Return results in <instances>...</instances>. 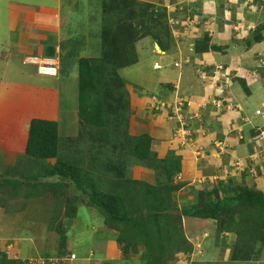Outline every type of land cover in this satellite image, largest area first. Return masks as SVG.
I'll return each instance as SVG.
<instances>
[{"label": "crops", "instance_id": "crops-1", "mask_svg": "<svg viewBox=\"0 0 264 264\" xmlns=\"http://www.w3.org/2000/svg\"><path fill=\"white\" fill-rule=\"evenodd\" d=\"M134 1L151 3L155 9L160 7L165 9L171 24L172 50H162L158 41L151 38H148L145 48L149 51L151 48L153 51L151 50L149 55L156 54L165 62L161 68H155L159 75L157 79L160 80L157 86V89L160 87L159 99L154 104L156 107L153 106L152 100L148 104L149 99L145 97L137 99L136 103L139 107L135 106L134 109L141 120L148 122V117H152L153 119L150 120L153 126L150 132L149 126L147 131L138 130L137 133L132 132L130 128V133L149 134L153 139L152 150L157 152L161 159L170 157L168 154L170 151L178 155L174 168L178 170L174 171L173 177L176 183L172 181V185L178 186V189L171 192L175 205L181 208L182 203H185L184 200L194 198L191 192L195 188L212 187L218 182L227 185L231 180L235 184L254 186L264 193V163H261L263 160H256L257 156L264 159V139L259 143L251 140L254 132L257 133L255 130L262 126L264 114H256L258 108L255 113L247 109L248 101L242 99L241 84L235 79L236 76L241 78L247 73H244L241 59L237 57L235 60L229 55L227 57V51L231 46L246 44L245 36L261 24L260 20L263 18H259L264 16V12L261 16L262 10L258 5L262 2L264 5V1L254 0L252 4L247 0ZM80 2L82 0H0V109L44 110L43 113L48 116L54 113L46 109H61L60 85L64 74L73 70L76 63L75 56L73 58L70 56L72 47L69 48L68 45L74 43L76 36L78 38L76 42L80 40L79 28L77 35L74 34V15L71 14L68 20L70 22H66L64 10H68L70 14L72 8ZM87 3L85 9L92 10L91 14L94 18L101 15L104 24L107 17L103 12V0H88ZM131 5L136 6L134 2ZM205 34H209L210 44L226 49L222 53L226 61L232 58L230 63L226 62L228 64H225L227 65L225 67L235 75L225 78L224 75L228 70H223L221 73L218 71L220 79L223 80L220 90H217L214 83L217 71L212 69L218 59L212 53L216 52L198 53L194 50L196 41ZM87 40L85 37L84 42ZM261 42L264 41L258 44ZM33 57L37 58V61L57 58L61 65L58 75L56 77L40 75L39 62L28 60ZM255 63L250 62L251 65ZM67 66L72 68L64 72L63 67ZM199 68L201 74L198 72ZM75 75L76 77L73 78L78 81L79 71ZM167 80L170 83H167V86L163 85ZM178 82H181L185 88L190 86L189 94L185 95L186 89L178 86ZM172 83L174 87L170 86ZM248 84L252 87L250 79ZM181 90L184 94H181ZM222 92L226 94L223 95ZM217 99H224L227 108L216 107ZM181 100L180 110L176 111L177 101ZM167 102L171 108L167 107ZM259 107H264V101ZM261 110L264 113V110ZM241 132L246 136L245 139L240 140ZM9 142L12 143L11 140ZM257 143L255 153L257 156L255 155L253 157L255 161H252L251 150ZM17 144L16 149L10 150L11 154L0 157V177L5 174L8 181L0 188V218L3 219L0 222V260L2 264H8V261L14 259L21 263L29 258L48 261L58 256L62 240L58 239L60 234L57 231L52 229L49 231L48 228L50 223L48 220L55 211L56 201L49 199L50 196L43 198L39 194L34 198L33 194H30L32 188L27 184L23 173L17 172L16 169L19 165L18 161H22V164L25 162V165L30 159L20 152L21 143ZM225 149L226 151L222 152ZM2 152L5 153V150L0 147V155ZM5 162L7 164L3 166ZM22 164L19 165L20 168ZM25 169L27 170L24 171ZM25 169L23 168L22 172L30 171V168ZM129 171L137 174V177L140 173V180L149 185L159 184V175L150 166L132 164ZM10 181H23L24 186L17 187L16 192L13 193L9 187ZM21 193L28 201L27 206H24L26 203H22V198L19 197ZM8 201L17 204L11 208L5 207ZM31 219L40 222L41 225L38 222H35L36 225L32 224ZM45 226L47 231L45 236L41 234L39 237H34L40 234ZM69 243L70 240L67 239L66 245L70 246ZM89 249L90 254L83 258L87 260V264H112L113 261L115 264H120L126 258H130L133 262L136 261L135 259H143L141 255L137 258L134 253L132 256L125 255L113 236L97 238L89 245ZM70 252L74 251L70 250ZM75 260H79L78 255Z\"/></svg>", "mask_w": 264, "mask_h": 264}, {"label": "rangeland", "instance_id": "rangeland-1", "mask_svg": "<svg viewBox=\"0 0 264 264\" xmlns=\"http://www.w3.org/2000/svg\"><path fill=\"white\" fill-rule=\"evenodd\" d=\"M132 1L134 0H103V12L106 15L107 19L104 23L105 25L113 24L115 21H117L120 17L126 16L132 17V20H134V17L136 16L140 19L145 18L140 16L139 14L145 13V11L152 12L153 10H156L155 8L152 9L151 3L141 2L135 3V7H132ZM250 1V0H249ZM88 0H82V2L78 3V5L75 8H72V12L69 14L68 10H64V21L70 22L71 14L74 15V22L73 25L75 27L74 34L77 35V29H80L79 37L81 40L82 47L87 49L86 56L88 57H96L99 56L102 49L104 48V41L99 38L100 32L103 29V17L101 15H97L95 18L91 14L92 10L89 8L85 9V7L88 6ZM146 3V4H141ZM252 3V2H250ZM147 4L150 5V7H147ZM258 5V4H257ZM161 8V7H160ZM258 8L262 10V14L264 12V5L263 2L261 5H258ZM159 9V8H158ZM163 9V8H162ZM263 18V19H262ZM261 24H264V16L260 17ZM136 21V20H135ZM149 26L153 23H150L148 21ZM170 24V21H169ZM258 24V25H261ZM257 25V26H258ZM143 26V24H142ZM173 26V25H172ZM256 26V28H257ZM144 27V26H143ZM150 28H147V33ZM171 29V24H170ZM153 29H151L152 31ZM255 30V29H254ZM146 31V30H145ZM150 31V32H151ZM264 31V29H263ZM253 32L245 36L246 44L243 45H233L231 46L229 51H227V57L233 56L236 60L237 57L241 59L242 61V68H244V76H241V79L246 80L250 79L252 82V87H249L250 85L247 83V86L249 87V91H247L242 85L240 78L238 76L235 77V79L239 80V84H241V90L243 92L242 99H246L248 101L247 103V109L252 111V113L256 111V114H258L259 110L263 109L264 107H259L260 103L262 104V101H264V42H261L258 44V42H254L253 44H249L248 40L253 38ZM163 34V33H162ZM139 35L142 37L139 39L136 43V49L135 54L130 52L128 53L127 61L129 62L131 59H136L138 56V60L135 64H128L124 67H122L118 72L119 75L124 79V82H126L127 90L129 93V99L127 104L129 103V111L123 112L121 115V119L119 124H115L113 120L112 113H108V116L111 115L110 121L107 120L108 124L105 127V131L108 132L109 137H111V140L115 141L116 138L121 137L125 134L126 127L129 126V134L130 128L132 132H138V130L141 131H147L148 127L150 126V130L153 126L151 123L152 117H148V122L146 120H141V118L136 113V110H134L138 104L136 103L140 98H148V104H150V100H152L154 103L153 106H155V102L159 99V94L157 89V86L159 85V75L157 74L156 67L161 68L162 64H164V60H161L159 57L154 55H149L150 51L145 49L147 46V40L145 36L143 38V29L139 30ZM85 37L88 39L86 42ZM75 38V36H74ZM164 41L167 43L169 48H172V40L170 36L163 34ZM76 39L77 36H76ZM264 41V39H262ZM157 41V40H156ZM154 42V41H153ZM78 43V42H77ZM152 43V42H151ZM80 44L73 43L71 45H68V47L75 48L76 45L79 46ZM255 44V45H254ZM257 44V45H256ZM152 45H154L152 43ZM151 45V46H152ZM153 47V46H152ZM194 50L196 51V46L194 47ZM226 49L224 48H214L209 50L210 52H216L212 53L214 57L218 58L216 60V63L213 64L215 72V87L217 90H220L222 88V81L219 76L218 71L228 70L226 69L225 64H228L226 62H231V57L229 60L226 61V58L222 57V53ZM68 51V50H67ZM153 51V50H152ZM157 51V50H156ZM158 52V51H157ZM175 50L173 51V53ZM208 52V51H204ZM82 54V51L80 52ZM159 53V52H158ZM161 53V52H160ZM136 55V57H135ZM70 56L73 58L76 63H74V69L72 70L69 66L63 67L64 72L66 69L69 68V72L64 74V78L61 82V102L62 106L61 109H46L53 111L52 116H48L43 113L42 111H37L35 109H0V147L5 150V153L2 152V155L0 157H3L5 155L11 154L10 150L16 149L18 147V142L21 143V153L26 154L28 141L31 137V127L34 121H41V120H47L54 122L58 125V127H61V130H63L64 135L67 136V141L64 140L63 132L61 131V135L63 137V141H65L64 144H62L59 141V150H58V156L52 159L46 160L44 165H40L39 170L43 166L51 167L56 163V160H68L67 158L71 157L72 160H74V164L77 166H80L85 170L87 175L89 174V177L93 176V181L95 182L96 187L99 189L106 191V192H112L120 195V198L124 200L125 206L130 210L131 213H134V215H147L148 210L146 209V200L147 197L144 196V189L143 184L145 185L143 181L140 180V173L132 174L131 171H129V162H127V159L129 161V155L128 158L125 157L126 152L128 151V145L127 150L123 151L122 148H118L115 153H112L111 145L112 142L104 143L101 140V137L98 138L99 144H90L86 140H79L78 138L72 140L75 141V144L79 147H75V145L69 146V140L68 137L70 136L69 130L75 131L76 126H73L77 123V121L80 120L79 117V107H80V99H79V76L78 81L76 80L75 74L79 71V64L77 62V54L70 53ZM98 58V57H97ZM224 58V59H222ZM260 60V63L258 62ZM250 62H256L255 65H251ZM61 66V65H60ZM218 67V69H217ZM258 68V69H254ZM255 71V72H254ZM199 74H201V68L198 69ZM226 72H224L225 74ZM232 75H235V73H231V70H228V73L224 75L225 78L231 77ZM70 77V78H67ZM72 77V78H71ZM184 79V78H183ZM219 80V84L217 82ZM181 81V80H180ZM185 83L187 81L184 79ZM167 83H170L169 80H167L163 85H167ZM178 86H181L182 89H186L184 92L185 95L189 94V89L191 90L190 86L189 88H185V86H182L181 82L177 83ZM220 88V89H219ZM218 94V91H216ZM183 90H181V94H184ZM215 93V92H213ZM223 93V92H222ZM180 94V97H181ZM226 92L223 93L225 95ZM59 96V94H58ZM216 97V96H214ZM219 102L221 99H217ZM223 102L218 103L219 106H221ZM119 104V103H118ZM167 107L170 106L167 102ZM182 104L181 101H177V108L176 111L180 110V105ZM165 106V104L163 105ZM217 106V107H219ZM156 107V106H155ZM160 107V105H159ZM222 107L227 108V104H222ZM171 108V106H170ZM149 109V108H148ZM262 111V110H261ZM258 114V115H263ZM257 117V116H256ZM257 118H260L259 116ZM151 119V120H150ZM237 124V122H236ZM117 126V129L115 128ZM262 130H264V122L262 123V126L259 127ZM116 131V132H115ZM243 131V130H242ZM81 132V127H79V131ZM93 132H96L95 130ZM260 132V131H258ZM115 134V135H114ZM135 135V134H134ZM141 135V134H140ZM242 135L243 139L246 138L244 134ZM78 136V135H77ZM118 136V137H115ZM123 138V137H121ZM84 139V138H83ZM11 140L12 143L9 141ZM5 142H8L5 144ZM92 145V146H91ZM126 147V144L124 148ZM94 150V155L90 154V151L92 152ZM87 151L89 153H87ZM226 149L222 152H225ZM124 153V154H123ZM123 154L122 160L125 159L127 163H121L117 167H112V163L114 161V157L117 158L120 157V155ZM257 156V155H256ZM216 157V156H215ZM113 158V160H112ZM21 159V158H20ZM256 159L258 161L264 159L262 157L257 156ZM163 160V159H162ZM112 161V162H111ZM134 164H142L138 163L139 161L134 160ZM19 165L22 164V161H18ZM25 163V162H24ZM24 163L22 165H24ZM33 163V162H32ZM30 163V164H32ZM7 163L5 162L3 166H5ZM29 163H26L24 167H27ZM111 165V166H110ZM216 165V164H215ZM31 166V165H30ZM34 169V167H33ZM22 169L20 168V171ZM33 171V170H32ZM38 172L37 169H35V172ZM46 171V169L44 170ZM32 173V172H30ZM47 173V172H45ZM157 173L159 175V184H164L166 182V177L162 173L161 170H157ZM27 174H25L26 176ZM92 175V176H91ZM6 175L3 174L0 177V188L4 187L6 184L5 178ZM39 184V189L37 187L36 193H40L43 198L44 196H50L49 199H53L56 201L54 206V212L51 213L49 218V224L48 228L49 231L52 229V231H57L56 228H51L53 223L55 225H60V227L63 225L62 223H56V220L60 219V216L63 215L66 218L69 219L67 213L68 210L71 209V207L77 208V218L75 217L73 219L74 226H72L71 230H68L65 232V230L60 231V235L58 236V239H60L63 235L68 240H70V243L68 245L65 244V252H69L70 250H73L76 255L79 256V260H73L71 264H87V260H84L83 258L88 256L90 254L89 245L93 244L97 238L103 239V237L106 236H113L117 239L119 243V238L124 239L125 243L129 245L128 248V256H132V253L137 255L143 256L148 264H151L149 262L152 260V264H264V237L263 236H251L246 237V234H244V243L243 247L240 248V254L238 255V260H232L231 258V252L228 249L227 251L222 248V244H230L231 241L235 240L236 237L241 236L242 234H239L238 232H232L230 231H220L218 222L213 221L211 219H205V218H190L184 215H181L180 209L183 208L184 203L180 206L181 208H178L175 203L173 204V214L175 216L170 220V223L167 224L164 229L161 227V225H158L157 223L154 224H144L143 228L135 226H129L125 227H118V228H108L107 225V215L103 212V210L93 207L90 204L87 203H81V201L72 202L69 206L64 204V199L67 198H77L79 196L83 197V199L86 200L84 194L82 191L78 190L75 186V183L73 181H70L69 178H63L61 176H44L41 175L39 179H37ZM33 182V181H31ZM60 183L59 188L54 187L53 184ZM65 183V185H62ZM130 185V189H128V186ZM6 189V187H5ZM65 189V190H64ZM106 189V190H105ZM167 193V192H166ZM30 194H32V190L30 191ZM48 198V197H47ZM170 199V198H169ZM167 199V201H169ZM77 200V199H76ZM75 200V201H76ZM45 201V200H44ZM52 202V201H51ZM17 204V203H16ZM15 203H11L10 201L6 202L5 207L11 208L12 206L16 205ZM28 203H26L24 206H27ZM24 208V207H23ZM59 218V219H58ZM55 219V221H54ZM67 219V220H68ZM66 220V221H67ZM70 220V219H69ZM3 221L2 218H0V222ZM71 221V220H70ZM69 221V222H70ZM32 224H35L33 219L30 220ZM5 224V223H3ZM39 225L40 222H38ZM6 226V225H5ZM236 225H233V228ZM95 228V231H94ZM243 228H240V231H242ZM169 231H172V234H170ZM46 226L41 229L40 234L35 235L34 237H39V235L46 233ZM61 236V237H60ZM62 241V240H61ZM65 241V240H64ZM98 243V242H97ZM120 244V243H119ZM163 244L165 246L163 247ZM120 246V245H119ZM151 252H150V251ZM259 251V252H257ZM73 253V252H72ZM150 253V254H149ZM242 256H245L244 259H239ZM148 256V257H146ZM62 257L65 258V255ZM1 259V258H0ZM145 259H135L136 261L133 262L130 258H126L123 260L120 264H147ZM15 260V259H14ZM55 260V257L52 258V261ZM12 260H10L11 262ZM16 262L18 260H15ZM43 261V259L40 260H31L30 258L24 261H20L21 263L18 264H40ZM49 261V260H48ZM47 261V262H48ZM49 263V262H48ZM47 263V264H48ZM0 264H2L0 260ZM70 264V263H69ZM112 264H115L113 261Z\"/></svg>", "mask_w": 264, "mask_h": 264}, {"label": "trees", "instance_id": "trees-1", "mask_svg": "<svg viewBox=\"0 0 264 264\" xmlns=\"http://www.w3.org/2000/svg\"><path fill=\"white\" fill-rule=\"evenodd\" d=\"M148 6L150 7V5L147 4V7ZM151 7L154 9L152 4ZM139 15L142 17L145 16V18L140 19L136 16V18L134 17V20H136L134 22L131 19V16L128 18L122 16L113 24L105 26L103 24V29L100 32L99 38L104 41L105 45L99 56H86L87 49L81 48V41L78 40V43L76 42L77 39L74 41V43L80 44L71 49V53L77 54L78 56L80 120L73 125L76 126L75 131L69 130L70 136L68 139H70L69 146L72 147V145H75V147L79 148L75 144V141L72 140L78 138L79 140H86L92 145H97L100 143L98 138L101 137L100 141H103L104 143L112 142V144H110L112 153H115L118 148H122L123 151H125V149L127 150L128 145L129 147L125 157L128 158L129 155V161L127 159L129 167L135 163L133 162L134 160H137L139 161L138 163L142 162V164L150 166L156 171L161 170L166 177V182L164 184L152 186L146 183L145 185H142L145 194L144 196L147 197V215H134V213H131L125 206L124 200L120 198V195L106 192L96 187L95 182L92 180L93 176L91 175L92 177H89V174L87 175L83 168L77 166V164L75 165V161L72 160L73 157H71V160L70 157L67 158L68 160L58 159L53 168L51 167L52 165H50L48 168L47 166H43L39 170L40 165H44L46 160L58 156L59 141L62 144L67 141V136L64 135L61 127H58L54 122L47 120L33 122L31 127V137L28 141L26 150V155L30 159L28 162L29 166H21L22 170L23 168H30V171L26 173L22 172V170L20 171L19 165L16 169L17 172L21 174L23 173V176L27 174L25 176L26 182L29 184L30 188H32L34 198L40 194L39 192L38 194L36 193V189L40 184L37 179L45 174L47 176L57 175L63 178H69L70 181H73L76 188L82 191L86 198L85 200L81 196L77 198H68L67 196V198L64 199V204L69 206L72 202L77 203L79 200L81 203H87L103 210L105 215H107L108 228L123 227L124 229L125 227H128V225H136L137 227L139 226L143 228L144 224L155 225L157 223L164 229V227L169 224L170 220L175 216V214H173L174 199H172L171 192L172 190L178 189V186L172 185L174 171L178 170L174 169L175 159L178 158V155H176V152L170 151L168 153L170 157H165L162 160L159 158L157 152L152 150V137L149 134H129V126L126 127L125 134L121 136L123 138L115 136L118 137L115 141L111 140L108 132L105 131V127L108 124L107 120L110 121L111 115L115 114L113 116V118H115L113 122L118 125L123 112L129 111V103L127 104L129 99L127 85L126 82H124V79L119 75L118 71L128 64H135L138 60L137 56V60L130 58V61L128 62L127 57L129 51L135 54L136 43L142 38L139 35V30L143 29V38L147 36L146 40H148V38L157 40L162 50H171L163 38V34L165 33L167 36H170L171 40H173L167 11L159 8L152 12L145 11V13ZM148 21L153 23L151 27L149 26ZM105 22L106 20H104V23ZM147 28H150L148 33ZM151 29L153 30L151 31ZM263 29L264 24L258 25L253 32V38L249 39L248 43L253 44L254 42L262 41V39H264ZM210 41L209 34H205L202 38L196 41V51L202 53L217 48V45L210 44ZM81 51L82 54L80 53ZM258 62L260 63V60H258ZM174 65H176V63H174ZM240 80L242 85H244L245 89L248 91L249 87L247 86L246 80ZM170 86L174 87L173 83L170 84ZM109 112L112 114L108 116ZM79 127H81V132H78ZM115 128L117 129V126H115ZM94 130L96 132H93ZM61 131L63 132L65 141H63ZM255 135L256 133L254 132L253 137ZM125 144L126 147L124 148ZM251 151L253 154L254 150ZM87 153L89 152L87 151ZM90 154L94 155V150L92 152L90 151ZM123 154H121L119 158L116 156L114 157L112 167H117L121 163H127L125 159L122 160ZM35 169H37L38 172H35ZM45 169L46 171H44ZM26 170L27 169L24 171ZM178 179L181 180V178ZM5 181L8 182L6 179ZM15 182L16 181L9 182V187L12 189L11 192L13 193L14 191L16 192L17 187L22 188L24 186L23 181ZM27 184L25 186H27ZM59 185L61 184H53L56 188H59ZM62 185H65V183ZM128 189H130V185L128 186ZM28 191L30 190L28 189ZM191 194L194 195V198H189L187 201L184 200L185 203L180 211L181 215L190 218L211 219L219 223L218 226L221 232H232L234 230V232L242 234L239 237L237 236L230 244H222L224 250L229 248L232 260H238L237 257L240 252L243 253V251H240V248L243 247L244 234L247 233V238L260 235L264 237V193L254 186L250 187V185L242 183L235 184L234 181L231 180L227 185L223 182H218L212 187L204 189L195 188ZM19 197L22 198V203L28 202L25 195L22 193ZM15 198H17L16 194ZM167 199H169V201H167ZM67 215L71 221L62 215L60 216V219L58 218L59 220L55 221L54 219V221L56 223H62L63 225L60 227V225L56 226L55 223H53L51 228H56L59 233L63 229L65 232L71 230L72 226H74L72 221L75 217L77 218V208L71 207V209L68 210ZM234 224L236 226L233 228ZM240 228H243V230L240 231ZM169 232L172 234V231ZM61 236L62 241L60 242V250L58 254L60 257L66 254L64 249L67 241L65 236ZM119 243V247L125 255L131 253L127 252L129 245L125 243L124 239L119 238ZM164 246L165 244H163V247ZM68 253L70 254L71 252L69 251ZM5 257L6 256H4V258ZM241 258L244 259L245 256H242L241 254L239 259ZM143 259L145 258L143 257ZM149 262L152 264V260ZM8 264H18V261H8Z\"/></svg>", "mask_w": 264, "mask_h": 264}, {"label": "built area", "instance_id": "built-area-1", "mask_svg": "<svg viewBox=\"0 0 264 264\" xmlns=\"http://www.w3.org/2000/svg\"><path fill=\"white\" fill-rule=\"evenodd\" d=\"M249 1V0H248ZM254 0H250L249 2H253ZM37 58L33 59H28L29 61L33 62H39L38 63V73L40 75L44 76H51V77H56L59 73V61L55 58L49 59V60H42V61H37ZM258 114H262V111L259 110ZM264 137V132H262L257 138L261 139ZM77 258V255L75 253H71L68 257H60L56 258L54 261L52 259L49 261L48 264H65L68 261L74 260ZM42 264H47L46 262H42Z\"/></svg>", "mask_w": 264, "mask_h": 264}, {"label": "clouds", "instance_id": "clouds-1", "mask_svg": "<svg viewBox=\"0 0 264 264\" xmlns=\"http://www.w3.org/2000/svg\"><path fill=\"white\" fill-rule=\"evenodd\" d=\"M248 1V0H247ZM261 1H264V0H261ZM249 2V1H248ZM250 3V2H249ZM253 3V2H252ZM251 3V4H252ZM57 59V58H56ZM58 60V59H57ZM59 61V60H58ZM59 64H60V62H59ZM176 65H179V63H176ZM59 67H60V65H59ZM156 68H158V67H156ZM49 77H51V76H49ZM241 79V78H240ZM246 80H247V83H248V79L246 78ZM217 82H218V84H219V80H217ZM227 82V81H226ZM218 103H221V102H223L222 104H224L225 103V100L224 99H221L220 100V102L219 101H217ZM222 104H221V106H219V104H217V106H219L218 108H220V109H223L222 108ZM160 105V104H159ZM216 106V107H217ZM257 133H256V135L254 136V137H252L251 138V140L253 141V142H260V141H262L263 139H264V137H262L261 139H259V138H257L262 132H264V130H262L261 128H257L256 130H255ZM258 131H260V132H258ZM243 134V133H242ZM243 139V137H242V135L240 136V140H242ZM258 143L257 144H255L254 145V153H253V155L252 156H250L251 158H253L254 156H255V153L257 152V147L256 146H258ZM221 143H219V145H220ZM178 178H180V177H178ZM72 253V252H71ZM71 253L69 254L68 252L66 253V254H64L65 255V257H68L69 255H71ZM74 253V252H73ZM62 257V256H61ZM56 258H60V256H57V257H55V259ZM52 259V258H51ZM51 259H49V261L51 260ZM77 259V258H76ZM75 260V259H74ZM43 261L44 262H47L45 259H43ZM42 261V262H43ZM73 260H71V261H68L67 263L69 264L70 262H72ZM42 262L40 263V264H42Z\"/></svg>", "mask_w": 264, "mask_h": 264}, {"label": "bare ground", "instance_id": "bare-ground-1", "mask_svg": "<svg viewBox=\"0 0 264 264\" xmlns=\"http://www.w3.org/2000/svg\"><path fill=\"white\" fill-rule=\"evenodd\" d=\"M256 155V154H255ZM252 161H255L253 158H251ZM65 264H68V263H65Z\"/></svg>", "mask_w": 264, "mask_h": 264}]
</instances>
